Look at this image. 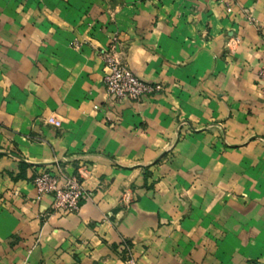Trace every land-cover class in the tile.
<instances>
[{"label": "crops", "instance_id": "1", "mask_svg": "<svg viewBox=\"0 0 264 264\" xmlns=\"http://www.w3.org/2000/svg\"><path fill=\"white\" fill-rule=\"evenodd\" d=\"M115 36L162 91L109 97ZM263 68L264 0H0V264H264Z\"/></svg>", "mask_w": 264, "mask_h": 264}, {"label": "built area", "instance_id": "2", "mask_svg": "<svg viewBox=\"0 0 264 264\" xmlns=\"http://www.w3.org/2000/svg\"><path fill=\"white\" fill-rule=\"evenodd\" d=\"M117 39L116 36L113 37L108 46L100 50L108 69L104 76V84L109 97L113 101L125 98L140 100L145 95L162 91L164 89L162 83H151L135 74L124 60ZM259 76L264 79V68L259 71ZM47 121L56 126L61 125V120L55 116H49ZM91 172L92 168L83 161L79 162L75 174H68L61 168H58L57 172L42 171L34 178L36 193L38 197L52 194V208L57 213L78 212L86 193L84 182ZM126 264H135V261L129 258Z\"/></svg>", "mask_w": 264, "mask_h": 264}, {"label": "rangeland", "instance_id": "3", "mask_svg": "<svg viewBox=\"0 0 264 264\" xmlns=\"http://www.w3.org/2000/svg\"><path fill=\"white\" fill-rule=\"evenodd\" d=\"M119 41V38L117 39V42ZM233 43V42H232ZM230 47V46H229Z\"/></svg>", "mask_w": 264, "mask_h": 264}]
</instances>
